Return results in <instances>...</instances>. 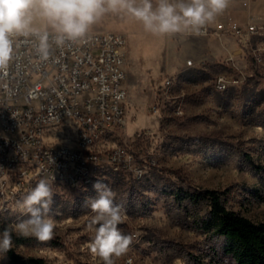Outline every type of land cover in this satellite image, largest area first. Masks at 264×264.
I'll return each mask as SVG.
<instances>
[{"label": "rangeland", "instance_id": "1", "mask_svg": "<svg viewBox=\"0 0 264 264\" xmlns=\"http://www.w3.org/2000/svg\"><path fill=\"white\" fill-rule=\"evenodd\" d=\"M171 2L178 7L190 0ZM127 3L124 9L101 15L90 28L121 31L128 38L127 124L111 144L129 145L140 158L153 154L158 162L146 161L147 172L140 178L105 168L97 179L116 193L115 203L123 206L119 228L132 238L127 253L114 262L129 264L132 257L131 264H237L227 239L212 224L209 191H216L230 210L264 221V72L244 64L249 80L241 75L244 83L218 91L213 79L225 69L221 62L227 56L220 42L187 37L185 30L153 34L134 12L147 3L155 9L159 0ZM254 14L264 18V12ZM42 23L37 18L35 27ZM227 43L233 45L232 40ZM189 57L206 64L188 67ZM166 74L177 77L174 94L185 91L181 115L174 112L180 100L163 97ZM154 103L158 111L151 112ZM143 128L151 135L135 138ZM73 139L66 131L60 141ZM43 180L53 191V238L39 242L13 232L12 247L0 252V264H29L30 257L49 264H103L88 248L94 236L88 203L98 195L93 187L97 180L77 190ZM18 199L4 197V205L13 204L0 215V232L14 229L23 218L15 211Z\"/></svg>", "mask_w": 264, "mask_h": 264}, {"label": "built area", "instance_id": "2", "mask_svg": "<svg viewBox=\"0 0 264 264\" xmlns=\"http://www.w3.org/2000/svg\"><path fill=\"white\" fill-rule=\"evenodd\" d=\"M257 1L232 0L231 9L200 28L199 35L195 29L185 30L187 37L216 40L227 49L221 62L226 67L213 79L218 91L228 88V81L244 83L241 75H248L244 64L264 72V18L253 12ZM46 34L48 60L37 55L39 36L14 37V57L7 75L0 73V215L13 204L4 205L6 194L26 193L43 178H51L52 185L79 189L81 174L126 167L139 178L147 172L146 161L158 162L153 154L140 158L129 145L111 144L127 124V35L117 30L89 31L84 41L57 47L53 31L47 29ZM229 40L233 45H228ZM205 64L193 57L186 60V66ZM176 79L165 75L163 97L180 100V110L174 112L181 115L185 91L173 93ZM150 111H158V105L152 104ZM102 128H115V135H102ZM66 131L73 143L60 141ZM150 135L143 128L135 138ZM8 172H20L14 189L6 188ZM132 261L127 259L129 264Z\"/></svg>", "mask_w": 264, "mask_h": 264}, {"label": "clouds", "instance_id": "3", "mask_svg": "<svg viewBox=\"0 0 264 264\" xmlns=\"http://www.w3.org/2000/svg\"><path fill=\"white\" fill-rule=\"evenodd\" d=\"M229 0H190L189 3L173 4L171 0H159L153 9L151 3L136 10L134 15L142 21L147 31L157 35L199 29L212 23L216 16L228 7ZM128 7L127 0H0V73L7 75V68L14 57L13 38L39 36L36 49L41 60L51 55L48 47L47 29H52L57 47L84 41L93 24L106 12L119 11ZM37 18L45 25L41 34L35 27ZM97 197L88 203L94 214L89 227L94 236L88 248L103 264H115L127 253L132 238L119 228L123 222V206L115 203L116 193L101 180L93 185ZM53 191L51 185L40 180L33 188L15 202V211L21 219L14 229L0 232V252L12 247V234L33 237L39 242L53 238L56 223L53 219Z\"/></svg>", "mask_w": 264, "mask_h": 264}, {"label": "trees", "instance_id": "4", "mask_svg": "<svg viewBox=\"0 0 264 264\" xmlns=\"http://www.w3.org/2000/svg\"><path fill=\"white\" fill-rule=\"evenodd\" d=\"M211 198V221L215 230L224 236L228 249L237 264H264V221L230 210L216 191H209ZM29 264H49L42 257H30Z\"/></svg>", "mask_w": 264, "mask_h": 264}, {"label": "bare ground", "instance_id": "5", "mask_svg": "<svg viewBox=\"0 0 264 264\" xmlns=\"http://www.w3.org/2000/svg\"><path fill=\"white\" fill-rule=\"evenodd\" d=\"M188 67H197V66H188ZM237 83L235 81H228V88L234 84ZM215 88L218 89V83H215ZM228 88H222V91L227 90ZM176 110H180V107H178ZM102 135H115V128H102ZM111 169L112 172L118 173V174H130L131 171L127 170L126 167H113L107 168ZM103 175V171H94L93 173H84L81 174L79 177V189L80 188H88L93 184L97 179H99ZM144 175V172H141L140 177ZM20 179V172H8L6 174V188L7 189H14V184L18 182ZM51 179V178H49ZM66 186V184H63ZM71 189H78V188H71ZM25 193H9L6 194V196L10 195L11 198H17L21 197Z\"/></svg>", "mask_w": 264, "mask_h": 264}, {"label": "crops", "instance_id": "6", "mask_svg": "<svg viewBox=\"0 0 264 264\" xmlns=\"http://www.w3.org/2000/svg\"><path fill=\"white\" fill-rule=\"evenodd\" d=\"M231 3H232V0H229V8H226V10H229L231 9L230 6H231ZM253 12H264V0H258L254 6H253ZM42 27L41 28H37V29H45V25H44V22L41 24ZM50 29V28H48ZM51 30V29H50ZM98 30H104V29H90L89 31H98Z\"/></svg>", "mask_w": 264, "mask_h": 264}]
</instances>
